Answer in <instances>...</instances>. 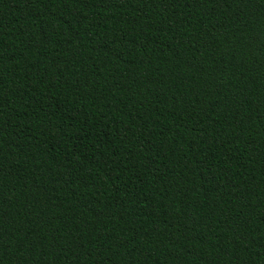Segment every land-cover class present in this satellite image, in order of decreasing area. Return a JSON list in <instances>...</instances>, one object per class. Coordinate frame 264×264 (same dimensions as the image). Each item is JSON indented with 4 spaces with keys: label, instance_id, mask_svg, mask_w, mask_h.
<instances>
[{
    "label": "trees",
    "instance_id": "16d2710c",
    "mask_svg": "<svg viewBox=\"0 0 264 264\" xmlns=\"http://www.w3.org/2000/svg\"><path fill=\"white\" fill-rule=\"evenodd\" d=\"M0 264H264V0H0Z\"/></svg>",
    "mask_w": 264,
    "mask_h": 264
}]
</instances>
